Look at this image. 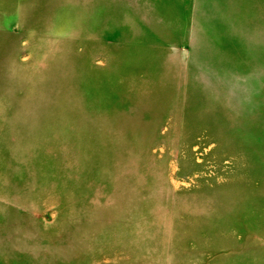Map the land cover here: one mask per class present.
Wrapping results in <instances>:
<instances>
[{"label": "rangeland", "instance_id": "374dc122", "mask_svg": "<svg viewBox=\"0 0 264 264\" xmlns=\"http://www.w3.org/2000/svg\"><path fill=\"white\" fill-rule=\"evenodd\" d=\"M0 264H264V0H0Z\"/></svg>", "mask_w": 264, "mask_h": 264}]
</instances>
